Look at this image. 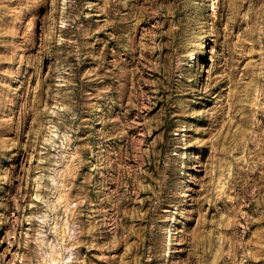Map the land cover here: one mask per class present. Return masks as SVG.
<instances>
[{"label":"rangeland","instance_id":"obj_1","mask_svg":"<svg viewBox=\"0 0 264 264\" xmlns=\"http://www.w3.org/2000/svg\"><path fill=\"white\" fill-rule=\"evenodd\" d=\"M0 264H264V0H0Z\"/></svg>","mask_w":264,"mask_h":264}]
</instances>
